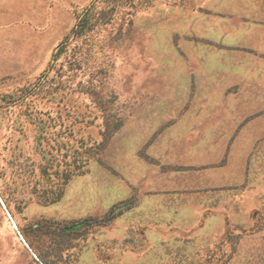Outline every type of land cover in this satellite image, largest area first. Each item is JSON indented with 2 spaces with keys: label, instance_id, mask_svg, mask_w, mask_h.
I'll return each instance as SVG.
<instances>
[{
  "label": "rangeland",
  "instance_id": "1",
  "mask_svg": "<svg viewBox=\"0 0 264 264\" xmlns=\"http://www.w3.org/2000/svg\"><path fill=\"white\" fill-rule=\"evenodd\" d=\"M95 2L0 0V264H264V0L100 3L65 43ZM233 51L247 96L193 101Z\"/></svg>",
  "mask_w": 264,
  "mask_h": 264
},
{
  "label": "crops",
  "instance_id": "2",
  "mask_svg": "<svg viewBox=\"0 0 264 264\" xmlns=\"http://www.w3.org/2000/svg\"><path fill=\"white\" fill-rule=\"evenodd\" d=\"M259 31V32H255L253 30H241L240 33L237 34L236 36V41L233 45H235V48H238L240 50H253L256 48L257 51H259L258 49L260 47H258V41H255L256 39L258 40V38H264V33ZM264 47V44L262 43V46ZM261 49V48H260ZM232 53V54H231ZM227 57H223V59H227L226 61L222 60V62H220L219 64L214 65V68L212 70L213 71V79H212V83H210V85L207 86H203L204 81H202V75L199 74V84H198V90L197 93L192 97L193 101L195 102H209L211 101V99H207V98H202V96H211L210 94H200L202 93V90L204 88L208 89V92H213L215 94H224L225 91L227 90V88H229L230 86H233L234 84H238L237 86V94L238 95H242L243 97L247 96L246 94H248V90H251L252 85H248V72L251 69L248 68V65L246 63L241 64L240 63V59L239 56L240 55H236L237 52L233 51L231 52ZM228 55V54H224L223 56ZM201 71V70H199ZM204 72V70H202V73ZM201 73V72H199ZM209 75V74H208ZM206 82V81H205ZM203 86V87H202ZM211 88L214 89V91H211ZM209 98V97H208ZM167 121V119H164L162 122H160L159 125H162L163 123H165ZM165 133H172V134H176L178 132H182V133H189V130L187 128H178L177 130L174 127H166L165 128ZM199 134L202 132L201 130H199ZM196 132H198V130H196Z\"/></svg>",
  "mask_w": 264,
  "mask_h": 264
},
{
  "label": "trees",
  "instance_id": "3",
  "mask_svg": "<svg viewBox=\"0 0 264 264\" xmlns=\"http://www.w3.org/2000/svg\"><path fill=\"white\" fill-rule=\"evenodd\" d=\"M94 4H92L89 8L85 10L82 15H78L76 17V23L74 27L71 29V32L68 36L65 37V43L71 40L72 38H80L83 37L87 32L94 29L97 25L96 23L100 20L105 19L106 15H108V10L103 11L97 15L98 4H113L118 5L123 0H96ZM113 9V8H112ZM60 53V52H59ZM60 55V54H59ZM41 141H39L40 145ZM49 152L45 153L42 151V157L46 160ZM57 169V170H55ZM79 170V169H78ZM78 170H71V172H63L60 171L55 164H47L39 166V174L42 178L46 179L49 183H53L52 178H57L61 180V185H52L42 190H36L35 194L37 198L44 204L55 203L60 200L63 195L64 187L68 184V182L72 179L73 176L77 175ZM42 191V192H41Z\"/></svg>",
  "mask_w": 264,
  "mask_h": 264
}]
</instances>
